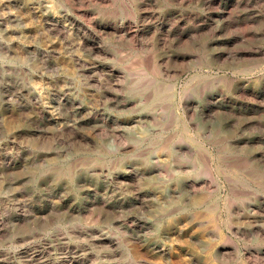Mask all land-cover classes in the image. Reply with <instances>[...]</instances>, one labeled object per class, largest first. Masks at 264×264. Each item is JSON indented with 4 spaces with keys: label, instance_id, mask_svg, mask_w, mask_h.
I'll return each mask as SVG.
<instances>
[{
    "label": "rangeland",
    "instance_id": "rangeland-1",
    "mask_svg": "<svg viewBox=\"0 0 264 264\" xmlns=\"http://www.w3.org/2000/svg\"><path fill=\"white\" fill-rule=\"evenodd\" d=\"M0 264H264V0H0Z\"/></svg>",
    "mask_w": 264,
    "mask_h": 264
},
{
    "label": "bare ground",
    "instance_id": "bare-ground-1",
    "mask_svg": "<svg viewBox=\"0 0 264 264\" xmlns=\"http://www.w3.org/2000/svg\"><path fill=\"white\" fill-rule=\"evenodd\" d=\"M61 29V28H60ZM94 50H96V49H94ZM110 122V121H109ZM116 124V123H115ZM117 125V124H116Z\"/></svg>",
    "mask_w": 264,
    "mask_h": 264
}]
</instances>
